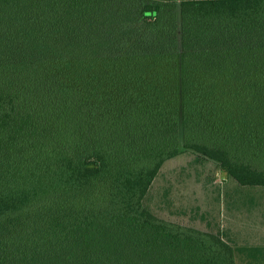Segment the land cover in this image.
Here are the masks:
<instances>
[{
    "label": "trees",
    "instance_id": "trees-1",
    "mask_svg": "<svg viewBox=\"0 0 264 264\" xmlns=\"http://www.w3.org/2000/svg\"><path fill=\"white\" fill-rule=\"evenodd\" d=\"M186 149L264 187V0H0V264L263 259L146 205Z\"/></svg>",
    "mask_w": 264,
    "mask_h": 264
},
{
    "label": "rangeland",
    "instance_id": "rangeland-1",
    "mask_svg": "<svg viewBox=\"0 0 264 264\" xmlns=\"http://www.w3.org/2000/svg\"><path fill=\"white\" fill-rule=\"evenodd\" d=\"M145 203L161 217L258 243L264 251V187L240 185L191 150L163 164ZM250 261L239 255V264H264V258Z\"/></svg>",
    "mask_w": 264,
    "mask_h": 264
},
{
    "label": "crops",
    "instance_id": "crops-1",
    "mask_svg": "<svg viewBox=\"0 0 264 264\" xmlns=\"http://www.w3.org/2000/svg\"><path fill=\"white\" fill-rule=\"evenodd\" d=\"M241 243V242H240ZM254 245H259L258 243H253Z\"/></svg>",
    "mask_w": 264,
    "mask_h": 264
}]
</instances>
